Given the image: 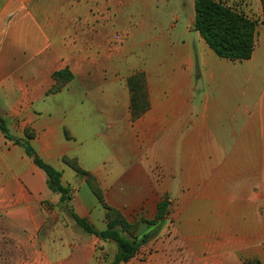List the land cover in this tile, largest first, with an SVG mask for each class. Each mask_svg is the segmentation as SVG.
<instances>
[{"label": "crops", "instance_id": "1", "mask_svg": "<svg viewBox=\"0 0 264 264\" xmlns=\"http://www.w3.org/2000/svg\"><path fill=\"white\" fill-rule=\"evenodd\" d=\"M222 1L257 22L249 60L210 49L196 30L195 0H0V117L11 138L0 131V264H92L101 240L63 207L98 231L108 228L107 211L64 158L139 229L157 215L158 199L149 208L156 143L163 175L177 173L198 189L203 159L226 158L222 168L241 174L250 191L251 142L264 143L263 9L260 0ZM139 72L147 89L136 113L128 80ZM16 141H30L62 173L70 202L49 189ZM171 158H179L174 171ZM238 200L227 198L211 215L228 233L250 213V197L243 208ZM249 246L227 241L206 252L227 255L218 264H238L235 253ZM258 257L264 264V245Z\"/></svg>", "mask_w": 264, "mask_h": 264}, {"label": "rangeland", "instance_id": "2", "mask_svg": "<svg viewBox=\"0 0 264 264\" xmlns=\"http://www.w3.org/2000/svg\"><path fill=\"white\" fill-rule=\"evenodd\" d=\"M138 74L145 75V72ZM157 145L159 161L156 162L155 172L152 174L156 194L149 208L155 205L157 199L159 203L169 199L168 217L163 224L154 228L147 224V227L139 229V222L134 223L137 225L134 227V235L139 238L148 231H154L156 236L147 245L142 246L136 257L126 264H218L227 255L206 252L210 250V246L213 243L220 245L227 241L235 242L242 239L250 240L251 246L244 253H235L238 264H261L258 250L264 245V173L257 172L255 169L264 167V143L251 142L252 171L249 192L244 188L246 183H243L241 174H229L222 168L227 165L226 158L203 159L202 184L198 189L186 186L184 180L181 183L182 180H179L177 173L163 175L160 147L162 143H156V147ZM179 164V158H171L173 171ZM226 177L229 179L227 180ZM164 179L170 190H163ZM248 196L251 199L250 213L244 217L243 221L233 222V225L239 228L228 233L225 229L227 223L214 219L211 215L215 216L216 209H226L227 198L240 199L238 200L240 202L236 201L235 205L238 204L241 208L243 205L246 207L245 201ZM198 198L199 202L196 204ZM63 209L65 214L72 217V206L67 205ZM145 222L142 223L146 225ZM243 224L246 225L247 233L245 234L240 227ZM116 254L115 243L99 241L92 264H112Z\"/></svg>", "mask_w": 264, "mask_h": 264}, {"label": "trees", "instance_id": "3", "mask_svg": "<svg viewBox=\"0 0 264 264\" xmlns=\"http://www.w3.org/2000/svg\"><path fill=\"white\" fill-rule=\"evenodd\" d=\"M264 17V0H260ZM195 26L196 30L204 38L211 50L222 58L231 61H245L252 57L255 43V34L257 22L246 17L242 12L226 5L222 0H195ZM67 72H61L57 75L59 79L64 78ZM130 89H132V102L136 113L140 112V105L146 97L145 75L136 74L128 80ZM0 131L11 139L8 128L3 118L0 117ZM29 139L33 135L28 136ZM16 143L22 146L28 157L32 158L35 165L44 171L47 176L49 189L59 194L62 203H68L71 200V188L62 184V173L51 165L39 158L30 141ZM63 162L72 167L78 175L87 177L93 193L97 197L101 206L107 211L106 219L108 228L104 231L96 230L85 219L72 213L77 225L87 234L100 239L103 242H114L117 246V254L112 264H126L136 257L142 246L147 245L156 234L154 231L147 232L141 238L134 235L136 224L129 223L123 214L110 207L104 198L102 189L97 181L86 174L79 167L75 160L67 158ZM170 207L169 199L163 200L158 204L157 215L153 221H146L149 226L158 227L167 219Z\"/></svg>", "mask_w": 264, "mask_h": 264}]
</instances>
